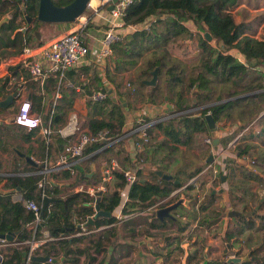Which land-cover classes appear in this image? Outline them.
Masks as SVG:
<instances>
[{"label": "trees", "instance_id": "1", "mask_svg": "<svg viewBox=\"0 0 264 264\" xmlns=\"http://www.w3.org/2000/svg\"><path fill=\"white\" fill-rule=\"evenodd\" d=\"M38 1L0 0V18L10 14V19L0 28V60L20 54L27 46H38L46 42L36 35L40 26L49 24L36 20ZM52 1L58 6H63L72 0ZM240 1L133 0L126 8L123 17L126 25L142 24L150 18L152 20L149 21L147 28L128 32L121 41L112 45V56L107 60L103 78L113 85L117 97L125 98L128 108L134 107L133 100L156 105L166 101L173 106V109L165 114L156 115L154 118L144 117L141 120V123H146L152 119H160L145 129L146 138L140 137L138 132L131 134L137 147L136 157L133 160L122 147L123 138H119L138 127L140 123L123 130L125 107L119 102H114L109 95L99 102L87 96L85 90L92 91L103 87L102 77L97 74L96 67L94 68L92 63L68 71L67 78L74 86L75 83L83 86V90L77 91L74 87L61 88V96L51 115V104L47 109L43 105V99L52 91H56V79L48 77L42 83L32 79L22 69L28 79L27 92L30 95L32 110L41 116L45 114L46 121L50 118L52 127L62 126L72 110H79L77 108L82 107L86 117L84 126L91 133L104 131L108 136L106 141L99 140L87 147L84 153L88 158L80 163V166L86 170L84 173L93 172L87 168L88 162L109 153L116 155L120 164L119 169L113 171V181L115 180L113 189L98 197L99 208L112 215L109 218H96L93 222L94 226L118 222L113 212L121 204V192L127 185L123 176L124 166L132 169L135 180L128 185L126 199L120 210L121 215H130L152 206L154 202L168 197L174 190L197 175L201 167L194 170L196 163L193 160L190 159L188 164L179 163L178 153L181 152L179 146L190 148L200 144L208 151L211 150V146L204 144L200 137L204 134L209 136L204 119L206 113L211 114L215 125L228 121L239 125L232 133L220 138V144L224 147L249 125L259 128V131L248 138L236 139L233 142L236 156L225 161L223 168L218 165L217 176L221 175L222 170H226L229 179L237 173L243 180L264 184V26L260 28L258 34H255L256 32H252L251 23L235 21L233 10ZM25 16L31 18L32 24L23 32L20 29L24 27L22 22L26 23ZM206 32L211 36L210 41L205 37ZM191 33L192 38H190ZM187 41L194 44L193 48H189ZM216 44H220L222 48H217ZM193 51L196 53L189 56ZM239 56L242 57V61L238 60ZM188 64H190V72L187 69ZM155 68H157V82L154 86H148L143 81L151 76ZM16 69L18 68L10 67L12 74H16ZM127 72H133L134 77L126 84L139 87L138 90L134 89L135 91L132 88L131 93L124 90L123 74ZM7 80V77L0 79V95ZM195 84L198 85L199 94L193 104L192 97H186L185 91L191 92ZM130 96H133L132 102ZM205 104L210 105L188 111ZM12 105L0 106V110ZM166 116L169 117L165 118ZM3 123L0 122V128ZM157 131L162 138L155 144V148L148 149L145 153L138 150L140 146H149L152 135ZM21 138L26 142L35 140L38 143L40 160L29 163L18 155L16 149H13L12 168L5 172L0 171V183L2 188L8 191L0 196V233L14 234V239L7 242L11 246L2 253L1 264H25L23 253L27 252V247L22 244L15 246L13 243L30 239L34 231L39 235L43 228L47 229L54 239L43 246L40 254L58 260L62 258L63 263L69 264H80L82 257H84L83 264H105V256L98 260L97 255L107 253L108 244L113 246V239L107 236L112 234L110 236L116 237L113 232L103 233L93 240L87 239L86 236L61 238L78 230L74 223L75 218L84 219L94 212L92 207L87 206L91 201L87 193L72 192L73 187H70L75 185L73 183L61 188L54 181L59 172L62 173V178H71V170L75 169L74 167L46 174L50 182L45 187V193L51 201L42 210L37 225L34 224L33 212L26 210L20 202L12 200L13 192L20 191L25 198L42 204V189L38 183L43 174L38 172L44 169L45 158L46 166L49 167L51 156L58 157L67 144V139L57 132L51 135L46 144L37 128L24 130ZM0 150L3 152L7 150L1 139V131ZM26 156L30 157L31 154L26 153ZM238 159L247 160L251 167L245 166ZM144 162H150L152 165V169L147 174L142 173V167H139ZM20 166H23V169H19ZM135 167L137 168L134 170ZM155 170L173 175V178L180 183L160 178ZM23 173L30 174L22 175ZM75 180L87 183L97 181L94 174L91 177H80V173ZM190 188L191 185L186 187V189ZM63 190L67 191L64 195L61 194ZM209 193L208 201L211 203L215 196ZM235 199L237 202L242 201L241 196H236ZM201 208L206 207L201 206ZM231 219L236 226L225 231V240L229 241L232 237L244 233L257 235L260 231H264V215L256 214L252 209L247 215H235ZM129 223L132 225V219L124 225ZM130 232L134 233V228H130ZM79 244H83V247ZM123 245L121 244L120 248L131 247ZM261 245L264 246V243ZM111 261L117 264L119 260L112 256ZM33 262L40 264L39 261ZM208 264L225 263L218 260ZM253 264H264V255L254 258Z\"/></svg>", "mask_w": 264, "mask_h": 264}, {"label": "rangeland", "instance_id": "2", "mask_svg": "<svg viewBox=\"0 0 264 264\" xmlns=\"http://www.w3.org/2000/svg\"><path fill=\"white\" fill-rule=\"evenodd\" d=\"M92 12V9H86V11L82 14L89 15ZM7 15V14H6ZM10 17V14H8ZM233 15L236 22H249L252 25V32H256L255 34H258L260 31V28L264 24V0H241L237 8L233 10ZM81 16V17H82ZM22 24L25 27L24 22ZM32 23H30L31 25ZM92 24H87V29L91 27ZM69 27V24H45L39 27V29L36 31V35L38 38H42L44 41H48L53 39L54 37L60 35L61 33L65 32L66 29ZM23 28V27H22ZM99 28V26H98ZM189 45V48H193L194 44H191L187 41L186 43ZM216 47L222 48V46L219 44H216ZM196 52L193 51L189 53V56H193ZM237 55V54H235ZM191 58V57H190ZM189 58V59H190ZM239 61H242V57H238ZM193 61V60H192ZM188 72H190V64L187 66ZM134 74L131 72L125 77L126 83H128L129 80H132ZM151 76L147 79H150ZM125 83V89L126 92L131 93L132 88L139 89L137 85L130 86L129 84ZM147 92V89H146ZM186 97H192L191 92L185 91ZM117 97V96H116ZM1 101V99H0ZM137 101L133 100V105ZM137 104V103H136ZM135 104V105H136ZM14 105V104H13ZM12 105V106H13ZM207 105V104H205ZM203 106V105H202ZM17 107L12 108H6L4 110H0V117L4 118H10L16 111ZM79 110L80 115V123L84 126L85 121V115L83 108H77ZM6 123H3L2 127L0 128L2 136V141L4 143V146L6 147V151L3 152L0 150V171H7L12 168V165L14 163L12 153L11 151L13 149H20L22 151V144L23 140L21 138L22 132L24 129L18 128L14 126V128L4 129ZM5 125V126H4ZM239 125L233 124L231 121H228L227 123L219 122L218 124V137L221 138L223 136H226L230 133H232L235 129H237ZM85 127V126H84ZM5 130V131H4ZM4 131V132H3ZM258 131L257 127L248 126L247 128H244L241 130L239 134L235 136V138L227 144L226 147L222 146L221 144L218 145L217 149H214L212 145V157L217 158L216 163H214L213 169L215 171H219V167L223 168L225 161L235 158L236 154L234 153V145L233 142L236 139L241 138H248L250 135L255 134ZM158 134L152 135V143L148 147L152 150L155 148V144L158 143L160 140L157 138ZM201 140L204 144H206V139L208 137L207 134L200 135ZM195 151H198L199 156L195 154ZM209 152V153H208ZM180 155L179 159L180 164H186V161L195 160L197 158L198 163H196V167H201L200 171L206 167L207 162L205 160L206 156L210 154V150L204 148L202 145L199 144V146H192L190 148H184L182 147L181 152L178 153ZM178 157V155H177ZM111 158H116L114 155H103L97 157L95 160L90 161L91 169H93V174L95 175V178L97 181H89L88 184L93 185L97 184L100 181V167L101 163L104 161H108ZM117 160V159H116ZM34 161V160H33ZM182 161V162H181ZM118 165L119 161L117 160ZM88 163V164H89ZM89 170L90 168L87 167ZM19 169H23V166H20ZM23 171V170H22ZM187 171V170H186ZM199 171V172H200ZM197 173V175L199 174ZM216 172V173H217ZM212 170V168H209L205 171V173L197 176L195 182L191 184V188L189 191L187 189L182 190L177 194V196L174 198L172 194L174 191H178V189L174 190L168 197L163 198L165 199V203H169L173 200H176L177 198H190L193 199L191 203V208L189 211V214L185 217L184 220H178V224L185 225V232L180 235L181 239L178 240V233L179 227L169 225L168 228H166V231H156V232H149L151 235H154L155 237L164 238L166 236L170 237H176L177 240L173 242H169L165 247H161V242L156 241L155 243H152L153 246H147V245H138V241L141 240L143 232L148 228V222L147 217H149L151 214L147 215V212L145 214H141L140 211H137L132 214H126L121 215V204L115 209V215L120 219V223H116L114 226V229H109L105 232H93L88 235H85L87 239H95L98 235H101L106 232H113V235H116V237H112L108 234L107 236L111 237L112 244H108V254L101 253L97 255L98 260L105 256L106 261L109 259V255L112 254L113 257H116L118 260L122 255L125 254V252L132 249L131 254L128 257H125L117 262V264H199L203 260V252L206 251L207 258L210 261H218V260H226L229 256L233 255L232 253L235 250H238L236 256H243V258H247V254H250V251H244L242 248H240V243L238 242L237 245H233L234 242H232V246L234 248L230 251L225 246V243L228 242L224 238V233L228 229H232L235 227L234 221L231 219V217L235 216L232 215L231 217L228 216L229 212L232 210L239 211L240 213L243 212L244 215H247L251 212V209H255L258 207L259 199L261 198V195L264 194V187H259L256 189L255 185L253 183H249V181L243 180L238 177H233L230 179H227V172L226 170H222V173L220 176H217ZM216 175V178L213 179V177ZM224 178V181H222V177ZM114 177V176H113ZM72 181V180H71ZM189 181V180H188ZM187 181V182H188ZM114 182H111L109 184L108 190L113 189ZM220 190L222 189V192L214 197V200L209 203L208 201V193L211 190V188H217ZM71 188V187H70ZM124 190V189H123ZM72 191V190H71ZM188 191V192H186ZM67 191L61 192V194H66ZM174 195V194H173ZM241 196L243 198L242 202H236L235 197ZM264 196V195H263ZM172 197V198H171ZM126 198V192H121V202L124 203ZM199 200V201H198ZM195 201L196 204H199V207L195 208ZM159 203H162L158 200L154 202L152 206L159 205ZM190 203V200H189ZM188 203V204H189ZM204 203L203 205L206 207L205 209H202L200 204ZM195 207H194V206ZM183 207V206H182ZM180 208L177 213L183 212L185 209ZM258 213H264V209L258 211ZM154 215V214H153ZM182 216V215H181ZM195 216V217H194ZM129 219H132V225L129 223L127 225H124L127 223ZM214 221V222H211ZM130 228H134V235L131 237ZM264 231H260L257 235L250 234L249 240H251V248L253 246L260 247L261 244L264 243ZM130 235V236H129ZM171 239V238H170ZM169 239V240H170ZM114 241V243H113ZM160 243V244H158ZM133 245V248H120V245ZM88 245V244H87ZM80 247H83V244H79ZM152 247V248H146ZM9 247V246H8ZM8 247L0 246V255L2 253H5L8 249ZM179 247V248H177ZM257 252L255 253L256 257H262L264 255V246L258 248ZM128 249V250H127ZM172 249L171 252H168ZM240 249V250H239ZM127 250V251H126ZM153 250V251H152ZM139 251H142V254L139 255ZM197 251V252H196ZM92 252V249H91ZM196 252V257L192 256V254ZM143 253L148 254L147 258H143ZM168 253V254H166ZM129 254V252L127 253ZM166 254V255H165ZM95 255V254H94ZM84 257L81 258L80 264H83ZM110 261V260H109ZM109 261H107L109 263ZM63 264H69V263H63ZM106 264V263H105Z\"/></svg>", "mask_w": 264, "mask_h": 264}, {"label": "built area", "instance_id": "3", "mask_svg": "<svg viewBox=\"0 0 264 264\" xmlns=\"http://www.w3.org/2000/svg\"><path fill=\"white\" fill-rule=\"evenodd\" d=\"M94 1V5H91V0H89L87 4V9H92V12L89 15H81L82 17H78L74 22L68 23L69 27L66 29V31L54 37L53 39L38 46L25 47L23 51L18 54L19 59L15 62V66H10L18 67V69H24L32 79L39 80L42 83L48 77H53L56 79L57 88L52 94L50 115L54 110V106L57 104L58 98L61 96V88L74 87L76 90H78V86H74L73 82L67 78V73L69 70L75 69L77 65H80L81 63H85L88 57L91 55L97 72L104 76L107 60L112 56V45L118 41H121L123 36L128 32H132L141 28H147L149 21L152 20V18H150L149 21L137 25H126L124 23L123 17L126 14V8L133 2V0ZM108 6H112V8L108 10ZM93 14H100L99 16L105 22V30L102 36L98 39L97 46L92 54V47L88 39L89 34L87 24L89 23ZM5 62L6 61L4 60L0 61V79H4L6 77L8 78L5 84L11 93H17V96L15 97L16 101V98L21 97V95L24 93V85L26 84V80L22 77V75L17 77L16 75L12 74L10 67ZM91 92L92 93L90 97L96 102L102 101L107 95L106 93H102L101 89L92 90ZM12 107L13 106L10 108ZM16 107L15 113L10 118L0 117V122L3 121L4 123H8L11 121L15 125L25 128L28 131L37 128L38 132L44 136L46 143H48L50 135L53 132H57L61 137L67 139V144L60 153L57 163L47 167L46 163L44 162V169L38 172L43 174L42 179L38 183V186L42 189V204H38L33 199L25 198L20 191L13 192L11 197L13 201L20 202L26 210L33 212L35 217L34 224L37 225V223L40 221L41 212L45 208H43L44 200L48 198L45 193V187L48 185L50 180L47 178L46 174L52 171H61L63 169L74 167L75 169L71 170V180L73 181L79 173L76 166H80L81 161L85 158H88V156L84 153V150L86 149L85 145L90 144L91 146L93 143H96L99 140L104 142L108 139V136L104 131L91 133L80 123V115L76 109L72 110L68 114L67 120L62 126L54 128L51 126L50 118L48 121H46V116V120L43 121L42 116L32 110V105L29 99L21 98L19 104ZM167 117L169 116H166L165 118ZM141 120L142 119L136 122L137 124L140 123L138 127L129 130L119 139L129 137L134 132H138L140 137L146 138L147 136L145 129L154 125L160 119H152L146 123H141ZM206 143L211 146L210 154H212L213 148L211 137H207ZM216 161L217 158L214 157L213 160L210 163H207L206 167L203 168L197 176L205 173V171L209 168L213 169L214 163H216ZM116 169H119L118 162L115 158H111L108 161L101 163L100 181L97 184L83 185L82 183H76L73 186L72 192H84L91 197V201L87 204V206L92 207L94 212L91 215L86 216L84 219L80 217L75 218L74 223H76L78 230L69 235H64L61 238L85 236L93 232L101 233L111 229L113 224L96 227L93 225V223L89 225L86 223L88 222V219L93 217L95 214L94 205L97 198L96 193L98 191H101L102 193L108 191V185L113 178V171ZM28 174L30 173H23L22 175ZM123 176L126 179V188H128V185L135 180L134 172L130 169L125 170L123 171ZM195 177L181 186L178 191H174L173 194L186 189L188 185H191L193 182H195L197 179ZM214 178L215 176L213 179ZM6 192L8 191L4 190L2 188V183H0V196L4 195ZM123 204L124 203L121 202V206H123ZM53 239L54 238L49 235L48 230L43 228L41 229L39 235H36L34 231V234L30 239L19 243H13V245H25L27 247V252H25L24 255L25 264H35L32 258L34 256H41L42 254H40V252L42 251L43 246L48 241ZM7 242L8 241L6 239L0 238V246H11ZM1 261L2 254L0 255V264ZM53 261V258L48 257L46 261L39 262L40 264H54Z\"/></svg>", "mask_w": 264, "mask_h": 264}, {"label": "crops", "instance_id": "4", "mask_svg": "<svg viewBox=\"0 0 264 264\" xmlns=\"http://www.w3.org/2000/svg\"><path fill=\"white\" fill-rule=\"evenodd\" d=\"M94 4H95V1H94ZM102 13V12H101ZM8 15V14H7ZM100 15V14H99ZM99 15H92L91 16V19H90V21H89V23L90 24H92V26L91 27H89L88 28V34H89V36H88V39H89V42H90V45H91V47H92V51H91V53L93 54V51H94V49L96 48V46H97V41H98V39L102 36V34H103V32H104V30H105V22H104V20L99 16ZM89 23H88V25H89ZM98 26H99V28H98ZM262 26H264V24L262 25ZM260 31H261V29H260ZM259 31V32H260ZM49 41V40H48ZM92 56L90 55L89 57H88V59L86 60V62L85 63H81L80 65H86V64H89V63H92V66L95 68V64H93V61H92V58H91ZM18 59H19V56L18 55H16V56H11V57H9V58H7V59H1V60H4V61H6L5 63H7L8 64V66L10 67V66H15L14 64H15V62L16 61H18ZM0 60V61H1ZM3 62V61H2ZM80 65H77V67H79ZM76 67V68H77ZM16 68H18V67H16ZM96 69V68H95ZM17 70V72H16V76L17 77H19V76H21L22 75V77L26 80V84L24 85V93H23V95H21V97H19V98H16V101H15V103H14V105H13V107L15 106H17L18 104H19V102H20V99L21 98H27V99H29L30 100V96H29V92H27V81H28V79L24 76V72H23V70L22 69H16ZM10 71V70H9ZM91 71H92V69H91ZM95 71H97V70H95ZM131 72H127V73H124L123 74V84H125L126 83V80H125V77L128 75V74H130ZM133 73V72H132ZM97 74L100 76V77H102V82H101V84H102V86H107L108 88H111V89H113V85L112 84H110V83H108L104 78H103V75L101 74V73H98L97 72ZM134 77V76H133ZM82 79H84V78H82ZM133 79V78H132ZM79 90H83V88H80L79 86H78V90L77 91H79ZM113 93H114V95L116 96V94H115V91H114V89H113ZM10 94H12L11 93V91H9V88L7 87V85H5V88H4V91L2 92V94L0 95V99L2 100L3 98H4V95H10ZM52 94H53V91L49 94V95H47L46 97H44V99H43V105L48 109L49 108V105L51 104V101H52ZM130 99H131V102H132V99H133V96H130ZM137 103V104H136ZM135 104H134V107L133 108H128V107H125L124 108V114H125V122H124V125H123V130H125V129H127V128H130L132 125H134L137 121H139L140 119H143L144 117H148V118H154V117H156V115H161V114H165V113H167V112H169V111H171L172 109H173V106H172V104L171 103H168V102H163V103H160V104H151V103H141L139 100L136 102ZM126 106H127V104H126ZM75 110V109H74ZM7 125H6V127L4 128V129H9V128H14V126H16V127H18V128H21V129H24V130H26L25 128H22V127H20V126H17V125H15L14 123H12L11 121L10 122H8V123H6ZM3 128V127H2ZM258 128V127H257ZM5 131V130H4ZM3 131V132H4ZM258 131H259V128H258ZM158 132V131H157ZM157 132L155 133V134H157ZM218 132V131H217ZM53 133H55V132H53ZM52 133V134H53ZM51 134V135H52ZM39 135H40V137H41V139H43L44 140V136L41 134V133H39ZM51 135H50V137H51ZM129 136V135H128ZM4 137V135L2 136V134H1V139ZM157 138H159V139H161L162 138V135L158 132V136H156ZM49 140H50V138H49ZM45 141V140H44ZM23 142V144H22V151L20 150V149H16L15 151L18 153V155L21 157V155L20 154H24V156H26V153H30L31 154V156H30V158L31 159H33V160H35L36 162H38L39 160H40V153H39V149H38V143L35 141V140H32V141H30V142H26V141H22ZM49 142V141H48ZM46 143V142H45ZM150 143H152V141L150 140ZM47 144V143H46ZM122 147H124L125 148V151H126V153H129V155H130V157H131V159L133 160L135 157H136V153H137V147H136V145H135V143H134V140H133V138H132V136H129V137H126V138H124L123 140H122ZM182 147H184V148H186L185 146H179V149L180 150H182ZM150 147H142V146H140L139 147V149L138 150H140L141 152L142 151H144V153H145V151L146 150H148ZM150 150V149H149ZM153 150V149H152ZM199 152L198 151H195V154H197L198 156H199V154H198ZM209 153V152H208ZM104 155H111V154H109V153H107V154H104ZM115 157H117L116 155H114ZM208 156H209V154L206 156V158H205V160L207 161V158H208ZM26 157H29V156H26ZM58 158H59V156L57 157L56 155H55V157H53V156H51V158L49 159V164H50V166H52V165H55L56 163H57V161H58ZM115 159H117V158H115ZM43 162H45L46 163V158L43 160ZM188 160L186 161V164H188ZM194 162L195 163H198V161H197V158L194 160ZM241 162V161H240ZM89 163V162H88ZM242 163V162H241ZM87 167H89L90 168V170L91 171H93V169H91V164L89 163V164H87ZM139 167H142V173H144V174H147L148 173V171L150 170V169H152V165L150 164V162H144V163H142V165H140ZM137 167H135L134 168V170L136 169ZM123 169L124 170H128V169H130L129 167H126V166H124L123 167ZM130 170H132V169H130ZM194 170H195V168H194ZM83 171H86L85 169H83ZM226 172H228V171H226ZM86 173V172H85ZM93 173V172H92ZM48 175L50 174V172L49 173H47ZM235 177H239L240 178V180L242 179L240 176H238V174L236 173L235 174ZM227 179H229V178H227ZM52 180H54V179H52ZM57 184H59L60 185V187L61 188H64V186H67V185H69L70 183H73V184H76V183H82L83 185H86V184H88L87 182H85V181H80V182H78V181H76L75 179L73 180V181H71V178H69V179H64V178H62V173L61 172H59L58 173V175L56 176V178H55V180H54ZM113 181V178H112V180L110 181V183ZM249 183H253L256 187V189H258L259 187H264V184L263 183H260V182H256V181H249ZM73 186H71V188H72ZM127 189L128 188H124V190H122V192H126V194H127ZM63 191H66V190H63ZM62 191V192H63ZM63 195V194H62ZM264 194H262L261 195V198L259 199V204L257 205L258 207H256L255 209L253 208L252 210H254V212L256 213V214H262V215H264V213H258V211L259 210H261L262 208L264 209V196H263ZM242 201H243V198H242ZM241 200H240V202H242ZM237 202V201H236ZM239 202V201H238ZM120 207V206H119ZM117 209V208H116ZM115 211L116 210H114V212H113V214L115 215ZM118 218V217H117ZM118 221H120V219H118ZM113 225H115V223L113 224ZM264 236V235H263ZM41 253V252H40ZM41 256H45V255H41ZM55 264V263H54ZM56 264H63V261H62V258H60L59 260H58V262L56 263Z\"/></svg>", "mask_w": 264, "mask_h": 264}, {"label": "water", "instance_id": "5", "mask_svg": "<svg viewBox=\"0 0 264 264\" xmlns=\"http://www.w3.org/2000/svg\"><path fill=\"white\" fill-rule=\"evenodd\" d=\"M114 1H116V0H114ZM88 2H89V0H72L71 2H69L66 5L58 6V5L54 4V2L52 0H39L38 1L37 14H36V20H38L39 22L49 23V24L72 23L86 11ZM111 8H112V6L107 7L108 10H110ZM9 19H10L9 15L2 16L0 18V28H1L2 24L7 22ZM25 19H26L25 27L20 29L23 32L30 26V23H31V18L29 16H25ZM205 37L207 38V41L211 40V36L208 32L205 33ZM190 38H192V33L190 34ZM143 82L148 86H154L157 82V68H155L151 72V78L146 79ZM75 85L79 86L80 88H83V86L79 85L78 83H75ZM85 92H86L87 96H89V97L91 96V93H92L91 91L85 90ZM101 92L109 95L114 102H119L123 107H127L125 98L121 97V96L116 97L111 88H108L107 86H105V87L101 88ZM198 94H199V88H198V85L195 84L192 91H191L193 104H195L196 96ZM16 96H17L16 92H13L10 95H4V98L0 101V106L7 107V106L11 105L14 97H16ZM209 105L210 104L200 106V107H196V108L190 109L188 111H192L195 109L198 110V109L207 107ZM204 119L206 121L208 130H209V134L212 138V145H213L214 149H217L218 145L220 144V138L218 137V132L216 130L215 121L212 118L210 113H206L204 115ZM42 120L43 121L46 120L45 114L42 116ZM89 146H90V144H86L85 148H87ZM20 155H21V157H24L27 162L34 163L33 159H31L30 157H26V156H24V154H20ZM211 160H212V155L210 154L209 157L207 158V162H210ZM239 160L242 163L246 162V160H244V159H239ZM76 168L80 173V177H82V176L91 177L93 175L92 172L84 173L83 168L79 165H77ZM155 173L160 178H162L164 180H172L174 183H180V181H178L177 179H174L173 175H171V174L163 173L161 170H155ZM224 178L225 177L223 176L222 181H224ZM18 191H19V189H18ZM221 192H222V189H220L218 191V194H220ZM101 194H102L101 191H98L96 193L97 198H96L95 205H94L95 214L93 217L88 219V222L86 223L87 225L92 224L95 218H98V217L109 218L112 215L110 212L104 211V210L99 208V205H98L99 198L98 197ZM212 194H214V191H212ZM49 201H51V199L49 197L44 200L43 208L46 207V205ZM168 210H169V208L158 209L156 211V216L159 219H162L163 214L167 213ZM240 214L241 213L238 211H230L228 216L231 217L232 215H240ZM0 238H4L7 241H12L14 239V234L10 233V232L5 233V234L0 233ZM23 255H25V252L23 253ZM47 259H48V256H34L32 258L33 261H41V262L46 261ZM232 261L235 262L238 260L234 259L232 257H230L227 260V262L229 264ZM53 262L56 264L58 262V259H54Z\"/></svg>", "mask_w": 264, "mask_h": 264}, {"label": "flooded vegetation", "instance_id": "6", "mask_svg": "<svg viewBox=\"0 0 264 264\" xmlns=\"http://www.w3.org/2000/svg\"><path fill=\"white\" fill-rule=\"evenodd\" d=\"M15 103V97H14V99H13V101H12V104H14ZM216 130L218 131V124H216ZM209 136H210V134H209ZM211 137V136H210ZM212 139V138H211ZM210 155V154H209ZM212 155V154H211ZM209 157V156H208ZM212 160H213V157H212ZM211 160V161H212ZM238 161L240 162V160L238 159ZM243 164H245V166H248V167H251V165L248 163V161L246 160V162L245 163H243ZM213 170V169H212ZM214 171V173H216L217 171H215V170H213ZM218 173V172H217ZM216 173V174H217ZM216 176V175H215ZM185 190V189H184ZM188 191H189V189H187ZM182 191V190H181ZM188 191H186V192H188ZM212 191H214V194H212ZM218 191H219V189H218V187L217 188H211V192L209 193V194H211V195H215V196H217L218 195ZM180 192V191H179ZM179 192H177V193H175L174 195H172L174 198L177 196V194H179ZM172 198V197H171ZM165 199H162V203H159V205H156V206H150V207H148V208H144V209H142L141 211H140V213L141 214H145L147 211V215H149V214H151L149 217H147V222H148V228L143 232V234H142V237H141V240H139L138 241V245L140 244V245H147V246H153V245H151L152 243H155L156 241H158V242H161V247H165L166 248V245L171 241V242H173L174 243V241L175 240H180L181 239V236L180 235H182L184 232H185V225H183V224H181V225H179L178 224V220H184L185 219V217L189 214V211H191L190 210V208H191V203H192V200L193 199H186V198H182V197H180V198H177L176 200H173V201H171V202H169V203H166V204H164L165 203V201H164ZM189 200H190V203H189ZM161 201V200H160ZM199 201V200H198ZM198 201H195V208H197V207H199V204H196V202H198ZM164 202V203H163ZM189 203V204H188ZM204 203H202V204H200V206H204L203 205ZM184 207V211L183 212H180V213H177L178 212V210H180V208L181 207ZM182 207V208H183ZM205 207V206H204ZM162 208H169V210H168V212L167 213H165V214H163V217H162V219H159L157 216H156V211L158 210V209H162ZM232 211H236V210H232ZM239 212V211H238ZM253 212H254V210H253ZM154 214V215H153ZM244 213L243 212H241V214L240 215H243ZM182 215V216H181ZM247 220H249V219H247ZM211 222H214V221H212L211 220ZM117 223V222H116ZM115 223V224H116ZM118 223H120V221H118ZM114 224V223H113ZM169 225H172V226H174V227H176V226H178L179 227V233H178V237H177V239H176V237H170V236H166V237H164V238H159V237H155L154 235H151L149 232H156V231H166V228H168V226ZM235 225V224H234ZM115 226V225H114ZM113 226V227H114ZM236 226V225H235ZM132 235H134V233L133 232H131V236ZM263 235H264V233H263ZM130 236V235H129ZM171 238V239H170ZM224 238H225V236H224ZM249 238H250V235L249 234H246V233H244V234H242V235H240V236H238V237H232L231 239H229V241L228 240H226V241H228V242H226L225 243V246H226V248L228 249V251H230V250H232L233 248H234V246L235 245H237L238 244V242H240V243H243V244H240V248H242L244 251H250V254L248 255L247 254V258H243V256H236L237 255V252H238V250H235L232 254L233 255H231V256H229L226 260H219V261H222V262H224L225 264H229L228 262H227V260L230 258V257H232V258H234V259H237L238 261H235V262H230V264H253V262H254V258H256V256H255V253L257 252V247H258V245L257 246H253L252 248H251V240H249ZM170 239V240H169ZM175 239V240H174ZM232 242H234L233 243V245L234 246H232ZM158 244H160V243H158ZM129 246H131L130 248H133L134 246L133 245H129ZM147 246H144V247H146V248H152V247H147ZM260 247H262V245L260 246ZM260 247H258V248H260ZM177 248H179V247H177ZM129 249V248H128ZM127 249V250H128ZM126 250V251H127ZM240 250V249H239ZM130 251H132V249H130L129 251H127V252H125V254L124 255H122V257H120V259L119 260H121V259H123V258H125V257H128L130 254H131V252ZM153 251V250H152ZM172 251V249L170 250V251H168V252H171ZM264 251V250H263ZM129 252V254H127ZM197 252V251H196ZM196 252H194L193 254H192V256H195L196 257ZM108 254V250H107V253H106V255ZM142 254V251L140 252L139 251V255H141ZM166 254H168V253H166ZM165 254V255H166ZM203 260L199 263V264H208L209 262H214V261H210V260H208V259H206L207 258V253H206V251L205 252H203ZM147 256H148V254H144L143 253V258H147ZM111 257H112V254L111 255H109V259L107 260V261H109L110 260V263L111 264H113V262L111 261ZM107 261L105 260V263L106 264H109V263H107Z\"/></svg>", "mask_w": 264, "mask_h": 264}, {"label": "bare ground", "instance_id": "7", "mask_svg": "<svg viewBox=\"0 0 264 264\" xmlns=\"http://www.w3.org/2000/svg\"><path fill=\"white\" fill-rule=\"evenodd\" d=\"M90 3H91V5H94V0H91V2H90Z\"/></svg>", "mask_w": 264, "mask_h": 264}]
</instances>
